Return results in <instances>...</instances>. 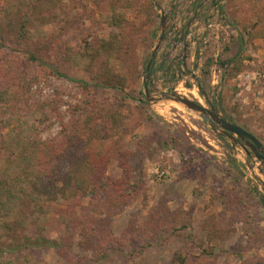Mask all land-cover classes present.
Segmentation results:
<instances>
[{"label": "rangeland", "instance_id": "obj_1", "mask_svg": "<svg viewBox=\"0 0 264 264\" xmlns=\"http://www.w3.org/2000/svg\"><path fill=\"white\" fill-rule=\"evenodd\" d=\"M239 2L58 0L44 18V1L0 0V18L18 14L30 19L26 41L0 38L4 80L27 71L28 49L33 47L70 77L90 81L82 58L85 39L91 43L120 33L111 24L114 9L127 22L123 33L132 57L117 59L115 74L126 78L131 98L119 111L120 126L112 129V141L93 151L112 152L108 179L124 178L123 163L134 168L129 182L137 178L136 193L120 203V212L113 210L112 190L101 189L93 199L85 198L82 209L64 200L45 203L38 217L48 240L67 242L63 221L73 213L85 211L97 219L90 223L93 231L87 243L76 236L71 250H46L44 264H175V256L188 249L193 262L264 264V163L248 156L237 137L233 142L215 133L198 113L162 98L174 89L211 110L201 86L222 118L254 135L264 147V37L250 39L246 31L264 14V0H242L243 10ZM119 90L102 89L98 97L120 102ZM11 95L0 106V149L23 122L40 129L44 141L57 137L60 119L70 122L75 107L84 101L64 80H54L50 88L16 87ZM152 216L159 222L164 219L167 232L142 231L145 224V229L151 227ZM177 216L185 219L182 232ZM108 236L118 242L110 243ZM142 238L151 246L139 254ZM80 243L93 250L79 248Z\"/></svg>", "mask_w": 264, "mask_h": 264}, {"label": "trees", "instance_id": "obj_2", "mask_svg": "<svg viewBox=\"0 0 264 264\" xmlns=\"http://www.w3.org/2000/svg\"><path fill=\"white\" fill-rule=\"evenodd\" d=\"M39 1L45 2L40 12L44 18L47 17L45 11L50 12L58 2ZM238 1V9L243 10L242 0ZM114 13L116 15L111 18V24L119 28L120 33L111 34L107 40L92 38L91 43L85 39L82 58L87 62V71L92 77L90 81L70 77L42 56H38L33 47L28 49L29 66L21 77L10 80L0 78V106L11 100V90L16 87L29 90L35 85H44L50 88L54 80L69 82L84 96V101H80L79 106L75 107L70 122L64 124L59 118L61 131L57 137L44 141L40 129H30L28 123L23 122L3 143L0 149V264H44V251L71 250L75 246L76 236L85 242L90 240V232L93 231L90 223L95 224L97 218H90L85 211L82 214L73 213L69 221L64 219L63 224L68 228L67 242L46 239V227L38 217L41 216L45 203L64 200L73 204L76 209H82L85 198L93 199L101 189L103 192L112 190L116 200L115 203L112 202L113 210L120 212V203H125L130 193H136L137 178H133V184L129 182L132 179L129 172L134 168L123 163L126 173L124 178L108 179L106 170L110 166L112 152L98 154L93 151V147L112 141V129L120 126L119 111L126 105V100L131 98L125 90L126 78L115 74L116 60L127 61L132 56L128 39L123 33L126 19L115 9ZM263 16L264 14L261 18L258 16V24L250 27L249 31L246 30L250 39L264 37ZM29 23L30 19L26 16L3 15L0 18V38L12 37L19 43L26 41ZM226 48L229 51L228 46ZM232 60L233 58L222 61L221 66H227ZM2 69L6 68L0 62V76ZM118 87L121 88L119 91L122 92V101L110 103L99 99V90H117ZM5 127L8 128L9 124ZM162 211L165 215L170 214L168 208H163ZM153 218L151 227L148 225L149 228L145 229V224L142 231L167 232L164 219L159 222L155 216ZM182 219L181 216L175 218L177 224L183 223L179 232L186 229L185 219L184 222ZM110 237V243L118 242L114 237L108 236ZM140 241L142 247L137 251L143 254L145 248L151 246V242L146 238ZM78 247L93 250L90 244L85 246L80 243ZM190 250L177 254L174 263L207 264L201 259L193 262ZM134 251L136 253V249Z\"/></svg>", "mask_w": 264, "mask_h": 264}, {"label": "water", "instance_id": "obj_3", "mask_svg": "<svg viewBox=\"0 0 264 264\" xmlns=\"http://www.w3.org/2000/svg\"><path fill=\"white\" fill-rule=\"evenodd\" d=\"M159 47L160 46L156 48L153 54V59L155 58ZM149 69L150 67L148 70ZM198 88L202 96L205 97L206 102L211 106V110L182 97L180 94L176 93L174 89L172 90V93H164L162 98L172 100L173 102L183 105L191 111L198 113L200 118L204 122L208 123L215 133L226 136L233 142L236 141L235 137H237L240 140L242 148L245 150L248 156H254L256 159L264 163V147L262 143L254 135L247 132L242 127L232 124L222 118L210 103V100L203 91L202 87L199 86Z\"/></svg>", "mask_w": 264, "mask_h": 264}, {"label": "bare ground", "instance_id": "obj_4", "mask_svg": "<svg viewBox=\"0 0 264 264\" xmlns=\"http://www.w3.org/2000/svg\"><path fill=\"white\" fill-rule=\"evenodd\" d=\"M197 93V92H196ZM195 94V93H194Z\"/></svg>", "mask_w": 264, "mask_h": 264}]
</instances>
